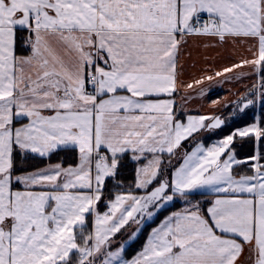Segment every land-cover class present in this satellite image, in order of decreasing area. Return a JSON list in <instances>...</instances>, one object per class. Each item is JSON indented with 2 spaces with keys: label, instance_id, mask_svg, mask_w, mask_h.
Returning <instances> with one entry per match:
<instances>
[{
  "label": "snow or ice",
  "instance_id": "6c2138e0",
  "mask_svg": "<svg viewBox=\"0 0 264 264\" xmlns=\"http://www.w3.org/2000/svg\"><path fill=\"white\" fill-rule=\"evenodd\" d=\"M0 264H264V0H0Z\"/></svg>",
  "mask_w": 264,
  "mask_h": 264
},
{
  "label": "crops",
  "instance_id": "0c3cea01",
  "mask_svg": "<svg viewBox=\"0 0 264 264\" xmlns=\"http://www.w3.org/2000/svg\"><path fill=\"white\" fill-rule=\"evenodd\" d=\"M196 42L193 41V44H195ZM242 51V49H241ZM231 52V50L226 51L224 48H220L218 50H214V49H200L198 52L196 49H193V54H194V58L196 61H198V66L196 69H191L190 71L193 72L194 74H199V68L200 67H207L208 65L205 63L204 60V56H208V57H218L220 55H228ZM184 60L187 61L189 64H191V61H188L187 56L184 57ZM231 87V85H224L223 89L219 91L218 95H211V99L212 100H216V99H220L221 102H223V100L225 98H230L229 94H228V89ZM201 104H204L205 106H208L209 101H208V97H205V99L203 101H201L200 103H194L191 107L192 109H196L198 107L201 106Z\"/></svg>",
  "mask_w": 264,
  "mask_h": 264
}]
</instances>
